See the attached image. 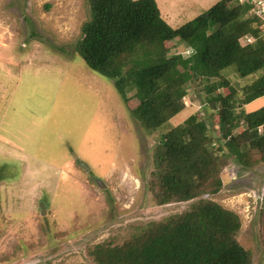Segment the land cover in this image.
Instances as JSON below:
<instances>
[{
	"label": "rangeland",
	"instance_id": "obj_1",
	"mask_svg": "<svg viewBox=\"0 0 264 264\" xmlns=\"http://www.w3.org/2000/svg\"><path fill=\"white\" fill-rule=\"evenodd\" d=\"M217 1L155 0L172 28ZM89 16L88 0H0V264H95L94 245H122L142 225L186 211L202 197L236 213V240L251 264H264V162L242 169L222 157L219 191L189 201L159 205L149 188L160 134L193 113L216 123L218 106L203 104L205 86L214 95L233 89L242 96L264 69L240 78L230 66L224 87L215 78L188 83L184 108L147 134L113 81L89 69L74 49ZM164 45L169 53L191 52L176 42ZM263 106L264 95L242 108Z\"/></svg>",
	"mask_w": 264,
	"mask_h": 264
},
{
	"label": "trees",
	"instance_id": "obj_2",
	"mask_svg": "<svg viewBox=\"0 0 264 264\" xmlns=\"http://www.w3.org/2000/svg\"><path fill=\"white\" fill-rule=\"evenodd\" d=\"M88 4L90 16L74 49L89 69L113 81L147 134L184 108L188 83L215 78L224 87L229 83L223 72L230 66L240 78L264 69L262 21L238 0H219L176 28L162 19L155 0ZM246 35L256 40L246 43ZM166 41L191 52L169 53ZM204 89L203 104L218 106V133L204 115L193 113L158 136L149 188L159 205L216 194L224 156L242 169L264 162V106L251 113L242 108L264 95V72L242 88V96L233 89L215 95L210 85ZM260 217L264 245V192ZM239 228L236 213L202 197L186 211L142 225L122 245H94L89 255L95 264H251L249 251L235 238Z\"/></svg>",
	"mask_w": 264,
	"mask_h": 264
},
{
	"label": "built area",
	"instance_id": "obj_3",
	"mask_svg": "<svg viewBox=\"0 0 264 264\" xmlns=\"http://www.w3.org/2000/svg\"><path fill=\"white\" fill-rule=\"evenodd\" d=\"M241 4L249 5V12L253 17L259 18L261 22V31L260 38L264 35V0H239ZM263 34V35H262ZM256 40L252 36L246 35L244 36V41L246 43H252Z\"/></svg>",
	"mask_w": 264,
	"mask_h": 264
},
{
	"label": "water",
	"instance_id": "obj_4",
	"mask_svg": "<svg viewBox=\"0 0 264 264\" xmlns=\"http://www.w3.org/2000/svg\"><path fill=\"white\" fill-rule=\"evenodd\" d=\"M74 157H76V156L74 155ZM77 163H78V165H80V166L83 167L84 169L89 170V168H88L86 165H84L82 162H79V161L77 160ZM40 206H41V210L44 211V205H43V203H40Z\"/></svg>",
	"mask_w": 264,
	"mask_h": 264
}]
</instances>
